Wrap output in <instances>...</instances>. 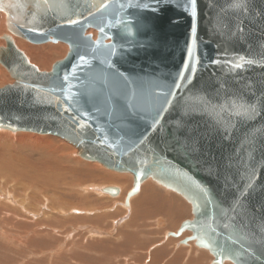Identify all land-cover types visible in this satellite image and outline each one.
I'll list each match as a JSON object with an SVG mask.
<instances>
[{
	"label": "water",
	"instance_id": "water-1",
	"mask_svg": "<svg viewBox=\"0 0 264 264\" xmlns=\"http://www.w3.org/2000/svg\"><path fill=\"white\" fill-rule=\"evenodd\" d=\"M0 12L13 36L69 46L40 72L3 37L14 82L0 129L131 174L126 202L153 179L192 208L171 236L189 232L182 243L213 264H264V0H0Z\"/></svg>",
	"mask_w": 264,
	"mask_h": 264
},
{
	"label": "rangeland",
	"instance_id": "rangeland-1",
	"mask_svg": "<svg viewBox=\"0 0 264 264\" xmlns=\"http://www.w3.org/2000/svg\"><path fill=\"white\" fill-rule=\"evenodd\" d=\"M4 29H7L6 21L3 23L2 31ZM21 40L26 45L34 47L35 53H44L41 51L42 49L47 51L53 46L57 47L56 45L58 44L67 45L63 42L51 43L50 41L43 44H34L23 39ZM21 51L28 63L36 67L40 72H49L53 64L64 59L68 53V51L66 53L61 52L60 55L53 56L52 64L50 63L49 68L41 69L40 66L30 61L27 49ZM0 68L7 75V81L0 84V88H3L13 80L2 65H0ZM7 132L11 135L19 133ZM29 134L39 135L35 133ZM41 136L48 137L56 145H64L66 152L72 154L71 157L78 159L81 163H87V161L82 160L76 155V149L64 140L50 135ZM88 163L92 164L94 162ZM94 164L98 165V168L92 171L93 174L96 176L107 175L104 170H109L103 168L98 163ZM76 167L82 168L81 165H76ZM109 172L118 174L113 171ZM79 177L81 176H75V179ZM81 179L86 180L85 183L80 185L81 187H84L83 185L87 186L86 190L93 186L100 187V189L110 186L118 188L120 193L117 196H111L102 193V190H100V194H97L99 192L85 193L78 189L76 192L78 191L79 194H76L74 190L66 189L64 199L68 203L63 205L64 212L54 215L55 217L52 216L53 214H48L49 216L51 215L50 217L55 218L53 227L57 229L56 232H52V230L44 226H37L34 229L29 226L32 222L43 221V210L40 211L34 220L29 219V217L27 218L23 213L17 212L19 219L15 220L17 223L12 222L13 224L7 222L10 214L5 217L3 216L6 215L5 212H0V264H213V257L208 251L200 249L194 242L182 243L184 238L190 236L189 232H184L178 238L170 235L171 233H176L184 221L192 219L190 204L174 191L164 188L162 185L153 184V190L149 192L151 194V203L142 202L143 204L141 203L137 207L139 212L132 214L131 210H129L131 205H123L122 207L121 203L125 200L127 193L133 186L130 188L126 187L125 190L120 185L118 186V184H104L103 181L95 178L93 180L82 176ZM144 183L142 184L144 185ZM87 194L88 196H85ZM140 194L141 188L131 199L136 200L138 197L140 198ZM83 203L86 204L84 205ZM144 205H148V207ZM158 205H162L161 211L156 208ZM12 207L10 206L9 209ZM43 212L46 213V211ZM170 213H172L171 216ZM18 223H21V227ZM31 229L34 231L33 233H31ZM34 233L36 236L33 235ZM206 256L208 257L206 258ZM225 264L232 263L228 262Z\"/></svg>",
	"mask_w": 264,
	"mask_h": 264
},
{
	"label": "bare ground",
	"instance_id": "bare-ground-1",
	"mask_svg": "<svg viewBox=\"0 0 264 264\" xmlns=\"http://www.w3.org/2000/svg\"><path fill=\"white\" fill-rule=\"evenodd\" d=\"M5 21H6V15L3 12H0V26H1L0 27V40H2L0 41V46L2 45L1 46L2 48H5L7 46L3 37L8 36L18 51L27 49L28 50L27 54L29 56L30 61L40 66L41 69L49 68L50 63L53 59V56L60 55L61 52L66 53L69 50L68 45L58 44L56 45L57 47L53 46L47 51L45 49H42L41 51L44 53H35L33 49L34 47L26 45L21 40L22 38L19 39V37L13 36L7 29H4V31H2L3 23ZM86 34L91 35L92 40L95 41L98 33L96 30L90 28L86 31ZM56 49L58 50V53ZM6 81H7V75L5 71L0 68V84L5 83ZM11 84H13V81L10 82L9 85ZM7 131L8 130L4 131L3 129H0V212H5L6 215H3L5 217H7L8 214H10V218H8L7 220V222H11L10 224H13L14 222H16L15 220L19 219V216H18L19 212L20 214L23 213L24 215H26L27 218L29 217V219L31 218V220H34L36 216H38L40 211L43 210V211H46V213L42 211L43 221L35 222V223L32 222V224H30L29 226H31V228L33 227V229L34 227H37V226L39 227L44 226L52 230V232H56L57 229L53 227V224H54L53 221L55 220V218L50 217L51 215L49 216L48 214H53L52 216H54L58 213L62 214V212H64L63 205H66L68 203L67 201H65L66 199H64L66 189L72 190V191L74 190L75 192L76 190L79 189L85 193L95 191V192H99L97 194H100V190L105 188L103 187L102 189H100V187L93 186L92 188H87L86 190L87 186L86 187L85 185H83L84 187L80 186L82 183H85L86 181V180L81 179L82 176L93 179V180L95 178L99 181H103L104 184L105 183L113 184V185L118 184V186L120 185L121 188L125 190H126V187L130 188L133 186V177L131 174H128V173L115 174V173L104 170L106 172L105 174H107L106 176H98V175L96 176L95 174L92 173V171L98 168V165L94 163L91 164L88 162L81 163L78 159H74L73 157H71L72 154L66 152V148L64 147V145L62 144L56 145L55 143H52L48 139V137H43L41 135L40 136L32 135L26 132L24 133L17 132L18 134L11 135ZM76 165H81L82 168H77ZM78 175L81 177H79L78 179H75V176H78ZM146 181H147L146 183H144L145 181L143 182L144 185L141 184L142 187L140 186L141 188L140 198L138 197L136 200H134V199H131L132 197H130L128 202H126V198H125V200H123L124 203L120 202L122 204V207L123 205L124 206L131 205V207L129 206L128 207H129V210H131L132 214L133 213L136 214L137 212H139V210H137V207L140 206L142 202L144 203L150 202L151 194L149 192L153 190V186L155 184H158L151 178H149ZM77 193L79 194L78 191L76 192V194ZM119 193H120V190H119ZM85 196H88V194ZM83 204L85 205L86 203H83ZM10 206L11 207L14 206V207L9 209ZM144 206L148 207V205H144ZM153 207H156V206H153ZM156 208L158 210L160 209L161 211L162 205H158ZM171 215L172 213H170V216ZM156 222L158 223V221ZM18 225H20L21 227V223H18ZM33 232L34 231H32L31 229V233ZM33 235H35V233ZM15 239L17 240V238ZM207 257L208 256H206V258ZM225 263H228V261H224L223 264Z\"/></svg>",
	"mask_w": 264,
	"mask_h": 264
},
{
	"label": "snow or ice",
	"instance_id": "snow-or-ice-1",
	"mask_svg": "<svg viewBox=\"0 0 264 264\" xmlns=\"http://www.w3.org/2000/svg\"><path fill=\"white\" fill-rule=\"evenodd\" d=\"M195 2V0H193V3ZM71 23H75V21H71ZM81 59H84L83 57H81ZM237 67H240V65H237Z\"/></svg>",
	"mask_w": 264,
	"mask_h": 264
}]
</instances>
